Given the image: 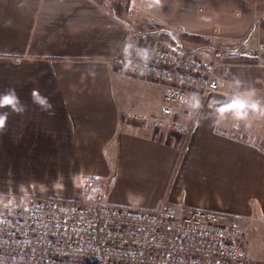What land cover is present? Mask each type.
I'll list each match as a JSON object with an SVG mask.
<instances>
[{
  "label": "crops",
  "instance_id": "0c3cea01",
  "mask_svg": "<svg viewBox=\"0 0 264 264\" xmlns=\"http://www.w3.org/2000/svg\"><path fill=\"white\" fill-rule=\"evenodd\" d=\"M113 1L0 0V92L15 89L27 106L23 114L0 109L9 112L0 132V189L36 197L26 182L52 180L56 159L63 180L100 177L103 206L153 210L167 200L228 212L240 223L250 258L264 262V115L236 120L225 108L236 94L264 103V0H131L132 12L122 18ZM133 20L214 46L248 47L222 53L231 70L217 67L219 89L205 97L184 146L131 119L158 113L163 90L109 64L126 40L143 38ZM230 53L256 61L235 62ZM33 89L52 107L34 104ZM195 105L193 98L186 109Z\"/></svg>",
  "mask_w": 264,
  "mask_h": 264
},
{
  "label": "built area",
  "instance_id": "2783aa9c",
  "mask_svg": "<svg viewBox=\"0 0 264 264\" xmlns=\"http://www.w3.org/2000/svg\"><path fill=\"white\" fill-rule=\"evenodd\" d=\"M257 4L263 0H249ZM127 54L125 53V46ZM147 50V59L141 52ZM248 50L246 45L228 52ZM215 50L204 59L169 48L148 37L126 40L109 60L118 72L162 85L161 111L132 114L188 142L205 97L219 89L216 69L232 63ZM196 99L185 109L190 120L171 119L173 106ZM246 99V98H244ZM237 129L238 123L232 124ZM174 133V134H173ZM84 189L102 186L83 176ZM0 264H264L250 258L238 219L225 211L182 207L167 200L153 210L51 203L34 199L0 215Z\"/></svg>",
  "mask_w": 264,
  "mask_h": 264
},
{
  "label": "rangeland",
  "instance_id": "374dc122",
  "mask_svg": "<svg viewBox=\"0 0 264 264\" xmlns=\"http://www.w3.org/2000/svg\"><path fill=\"white\" fill-rule=\"evenodd\" d=\"M134 16V15H133ZM130 17V16H129ZM134 30L136 31V34H140L142 37H148L156 39L160 42V44H164L165 46L173 49H177L181 52H183V49L181 48L180 44L178 42H171L169 40H166L163 37L162 31H159L158 28L147 26V24H144L140 22L139 20L134 21ZM186 48H188V55L191 56H197L204 59H208L210 55V50H201L198 49V46L196 47L195 44L191 43L190 45L188 43H184ZM153 82V81H152ZM163 106V101L160 107L159 112L161 111V108ZM181 106V107H177ZM194 106H192L193 108ZM196 107V105H195ZM194 107V108H195ZM184 109H186L185 105H174L173 106V114L170 116L171 119H176L181 122H185L184 119H181L180 113L184 114ZM251 114L254 116L255 112H251ZM133 120V119H132ZM255 123L254 121H250L249 124ZM174 134V133H173ZM173 136V135H172ZM54 164V177L52 180H45V181H27V184H31L32 187L28 189L29 191H33L36 193L37 196L34 197L32 195H27L25 192H17V189L5 191L3 189H0V215H7L15 211L20 206L27 204L28 202L34 200V199H41L46 202L51 203H65V204H81V205H90V206H103L104 201L106 198L105 194H101L102 187L95 188V189H89L86 190L83 187V184H81V181H72V180H63V177H66L67 175L64 174L62 171V164L56 162ZM62 171V172H61ZM1 184V182H0ZM34 185V186H33ZM9 183L5 186L8 187ZM27 192V191H26ZM34 197V198H33ZM91 200H94L91 201ZM244 235V234H243Z\"/></svg>",
  "mask_w": 264,
  "mask_h": 264
},
{
  "label": "clouds",
  "instance_id": "9594fccd",
  "mask_svg": "<svg viewBox=\"0 0 264 264\" xmlns=\"http://www.w3.org/2000/svg\"><path fill=\"white\" fill-rule=\"evenodd\" d=\"M159 3V0H156ZM128 46H125V53L127 54ZM143 59H147V50L141 52ZM32 102L42 109H49L52 105L49 103V99L40 94L39 90L33 89L31 91ZM26 105H24L18 96L15 89L9 88L6 91L0 92V109H10L11 112L16 114H23L26 111ZM225 108L228 111H231L233 117L236 120H243L247 118L250 112H258L261 115H264V103L260 101H249L244 99L240 94H236L231 99L229 105H226ZM9 117L8 111H0V132H2L7 124Z\"/></svg>",
  "mask_w": 264,
  "mask_h": 264
},
{
  "label": "trees",
  "instance_id": "16d2710c",
  "mask_svg": "<svg viewBox=\"0 0 264 264\" xmlns=\"http://www.w3.org/2000/svg\"><path fill=\"white\" fill-rule=\"evenodd\" d=\"M112 9L117 14L120 18L123 17L124 14L131 13L132 8H131V0H114L112 2ZM127 23L132 26V20H128ZM259 23L262 27H264V18L259 19ZM147 26H154L158 28L159 31H162L163 37L166 40H169L171 42H178L183 49L184 52H188V48L184 46L185 42L193 43L196 45V47H212L215 50H219L222 53H226L227 51L231 50L232 48H235L237 45H230L228 47H219V46H214L209 44L207 40L200 36L196 35H191V34H186L183 32L176 33L172 30H168L156 23H152L150 21L146 22ZM227 59L232 60V61H237V62H255L256 61V56L250 54V55H242V54H235V53H230V56L228 55Z\"/></svg>",
  "mask_w": 264,
  "mask_h": 264
}]
</instances>
